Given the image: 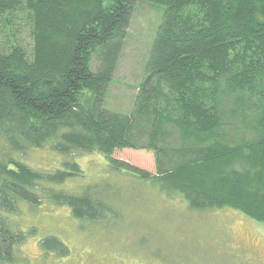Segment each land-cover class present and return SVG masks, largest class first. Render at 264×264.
Listing matches in <instances>:
<instances>
[{"label": "trees", "instance_id": "trees-1", "mask_svg": "<svg viewBox=\"0 0 264 264\" xmlns=\"http://www.w3.org/2000/svg\"><path fill=\"white\" fill-rule=\"evenodd\" d=\"M139 0H0V264L17 262L25 235L2 213L47 201L79 221L117 213L82 174H51L17 155L50 148L98 153L115 172L178 192L194 211L229 208L264 224V0H140L162 8L128 114L105 108ZM28 39V45L25 44ZM151 152L154 175L112 156ZM46 255L68 254L54 237Z\"/></svg>", "mask_w": 264, "mask_h": 264}, {"label": "rangeland", "instance_id": "rangeland-1", "mask_svg": "<svg viewBox=\"0 0 264 264\" xmlns=\"http://www.w3.org/2000/svg\"><path fill=\"white\" fill-rule=\"evenodd\" d=\"M161 17L159 5L140 0L135 4L105 108L120 114L131 111ZM112 157L151 175L156 172L151 152L123 150ZM16 158L44 174L74 161L82 174L54 188L78 194L90 187L114 209L117 219L79 221L66 207L47 201L38 207L18 202L15 213H2L10 228L26 238L14 264H264V224L238 211L191 210L178 192L112 171L98 153L73 158L43 148ZM47 237L63 243L68 254L44 255L40 243Z\"/></svg>", "mask_w": 264, "mask_h": 264}]
</instances>
